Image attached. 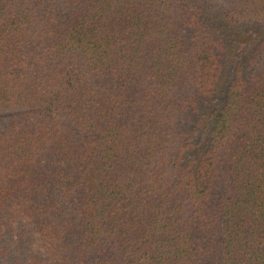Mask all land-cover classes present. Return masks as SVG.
I'll list each match as a JSON object with an SVG mask.
<instances>
[{
  "label": "trees",
  "instance_id": "trees-1",
  "mask_svg": "<svg viewBox=\"0 0 264 264\" xmlns=\"http://www.w3.org/2000/svg\"><path fill=\"white\" fill-rule=\"evenodd\" d=\"M0 264H264V0H0Z\"/></svg>",
  "mask_w": 264,
  "mask_h": 264
}]
</instances>
